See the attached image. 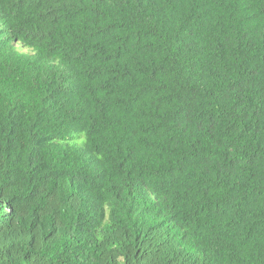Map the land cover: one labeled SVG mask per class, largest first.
I'll use <instances>...</instances> for the list:
<instances>
[{
  "label": "trees",
  "instance_id": "obj_1",
  "mask_svg": "<svg viewBox=\"0 0 264 264\" xmlns=\"http://www.w3.org/2000/svg\"><path fill=\"white\" fill-rule=\"evenodd\" d=\"M0 264H264V0H0Z\"/></svg>",
  "mask_w": 264,
  "mask_h": 264
}]
</instances>
